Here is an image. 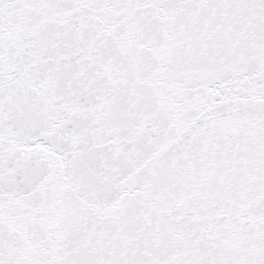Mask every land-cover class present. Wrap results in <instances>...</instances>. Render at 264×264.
I'll return each instance as SVG.
<instances>
[{"label":"snow or ice","instance_id":"obj_1","mask_svg":"<svg viewBox=\"0 0 264 264\" xmlns=\"http://www.w3.org/2000/svg\"><path fill=\"white\" fill-rule=\"evenodd\" d=\"M0 264H264V0H0Z\"/></svg>","mask_w":264,"mask_h":264}]
</instances>
